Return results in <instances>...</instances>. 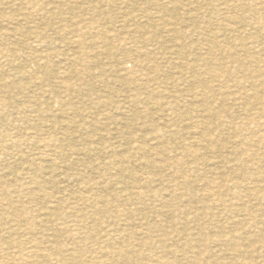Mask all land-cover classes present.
Listing matches in <instances>:
<instances>
[{"label":"rangeland","instance_id":"obj_1","mask_svg":"<svg viewBox=\"0 0 264 264\" xmlns=\"http://www.w3.org/2000/svg\"><path fill=\"white\" fill-rule=\"evenodd\" d=\"M0 247L264 264V0H0Z\"/></svg>","mask_w":264,"mask_h":264},{"label":"bare ground","instance_id":"obj_2","mask_svg":"<svg viewBox=\"0 0 264 264\" xmlns=\"http://www.w3.org/2000/svg\"><path fill=\"white\" fill-rule=\"evenodd\" d=\"M253 7V6H252ZM258 7H262V6H258ZM263 8V7H262ZM229 9H230V7H229ZM21 16V15H20ZM23 16V15H22ZM227 16V15H226ZM227 18V17H226ZM256 18V17H255ZM230 19H232V18H230ZM234 20V19H233ZM263 20V19H262ZM262 20H261V22H262ZM22 21H24V20H22ZM227 22V21H226ZM26 23H27V21H26ZM228 23V22H227ZM249 27H250V25H249ZM252 28V27H251ZM255 28V27H254ZM228 30H230L229 29V27H228ZM234 31V30H233ZM37 32V31H36ZM226 32V31H225ZM224 32V33H225ZM36 37V36H35ZM70 39H72V38H70ZM75 39V38H74ZM77 42V41H76ZM76 44V43H75ZM132 60V59H131ZM214 63V62H213ZM136 64V63H135ZM139 65V64H138ZM214 65V64H213ZM216 66V65H215ZM137 68V67H136ZM132 70V69H131ZM209 70H210V68H209ZM214 70V69H213ZM133 71V70H132ZM135 71V70H134ZM210 72H212V71H210ZM131 73V72H130ZM216 74H218V72L216 73ZM222 76V75H221ZM140 78H141V76H140ZM220 81V80H219ZM215 82H218V81H215ZM219 84V83H218ZM221 84V83H220ZM147 99V98H146ZM152 100V99H151ZM144 104H145V102H144ZM24 110V109H23ZM22 112V111H21ZM209 114L208 115H210V112H208ZM214 114V113H213ZM214 117V116H213ZM210 118V117H209ZM135 139V138H134ZM137 139V138H136ZM155 139V138H154ZM257 139L258 138H256V141H257ZM132 141H134L133 139H132ZM259 142V141H258ZM261 142V141H260ZM263 143V142H262ZM257 144V143H256ZM255 144V145H256ZM261 144V143H260ZM253 145H254V143H253ZM47 147V146H46ZM141 148V147H140ZM138 149H139V147H138ZM141 149H143V148H141ZM41 150V149H40ZM39 150V151H40ZM73 151V150H72ZM139 151H141L140 149H139ZM42 152V151H41ZM71 152V151H70ZM73 153H74V151H73ZM262 153V152H261ZM43 155V154H42ZM261 155V154H260ZM258 156H259V154H258ZM53 158V157H52ZM236 158V157H235ZM244 159H246V158H244ZM48 160V159H47ZM57 160V159H56ZM46 161V160H45ZM58 161V160H57ZM241 162H243V161H241ZM244 162H245V160H244ZM244 162H243V164H244ZM59 165V164H58ZM242 165V164H241ZM51 167H53V166H51ZM121 167V166H120ZM27 173V172H26ZM118 173V172H117ZM28 174V173H27ZM247 175H249V174H247ZM52 178V177H51ZM76 179H78L77 177H76ZM80 179V178H79ZM253 179V178H252ZM139 180V179H138ZM76 182V181H75ZM112 184V183H111ZM36 186V185H35ZM170 186V185H169ZM99 188V187H98ZM177 189V188H176ZM16 190V189H15ZM39 191H41V190H39ZM30 194V193H29ZM61 195H63V194H61ZM85 195V194H84ZM105 195V194H104ZM6 197V196H5ZM63 197V196H62ZM46 198V197H45ZM155 199V198H154ZM3 201V200H2ZM167 202V201H166ZM44 203V202H43ZM4 207V206H3ZM191 209V208H190ZM194 209V208H193ZM50 210V209H49ZM82 210V209H81ZM141 211V210H140ZM10 212H11V210H10ZM9 212V213H10ZM190 214H191V212H190ZM72 215V214H71ZM138 216V215H137ZM134 217V216H133ZM77 218H79V217H77ZM76 218V219H77ZM8 219V218H7ZM10 221V220H9ZM63 222H65V221H63ZM121 222V221H120ZM12 224V223H11ZM61 224V223H60ZM97 224V223H96ZM14 225V224H13ZM161 225V224H160ZM15 226H16V224H15ZM18 226V225H17ZM38 226H41V225H38ZM77 227V226H76ZM194 227H196V226H194ZM88 228V227H87ZM21 229V228H20ZM25 229V228H24ZM72 229V228H71ZM196 230V229H195ZM159 231V230H158ZM163 231V230H162ZM3 232H5V231H3ZM143 232V231H142ZM16 233H18V232H16ZM8 234V233H7ZM144 234V233H143ZM142 234V235H143ZM141 235V234H140ZM152 237V236H151ZM155 238V237H154ZM215 239V238H214ZM219 239V238H218ZM231 240V239H230ZM107 241V240H106ZM42 242H44V241H42ZM10 244V243H9ZM16 243H14V245H15ZM104 244V243H103ZM111 244V243H110ZM5 245V244H4ZM13 245V246H14ZM18 245V244H17ZM16 245V246H17ZM42 245V244H41ZM145 245V244H144ZM143 245V246H144ZM10 246V245H9ZM111 246V245H110ZM5 247V246H4ZM100 247H101V245H100ZM1 249H2V247H0ZM29 248V247H28ZM27 248V249H28ZM0 249V250H1ZM117 249V248H116ZM5 250V249H4ZM125 250H126V248H125ZM140 251V250H139ZM67 252V251H66ZM71 252V251H70ZM80 252V251H79ZM138 252V251H137ZM67 253H69V251L67 252ZM183 253V252H182ZM115 254V253H114ZM181 254V253H180ZM206 254H208V253H206ZM18 255H19V252H18ZM168 255V254H167ZM121 256V255H120ZM25 258V257H24ZM48 258H50L49 257V255H48ZM147 258H148V256H147ZM143 259V258H142ZM159 259V258H158ZM167 259V258H166ZM26 260V259H25ZM29 260V259H28ZM162 261V260H161ZM175 262V261H174ZM192 262V261H191ZM31 263V262H30ZM63 263V262H62ZM157 263H158V261H157ZM248 263H249V260H248ZM164 264V263H163Z\"/></svg>","mask_w":264,"mask_h":264}]
</instances>
